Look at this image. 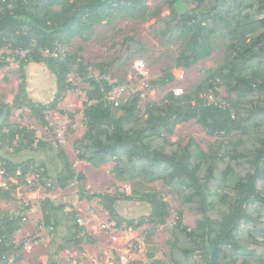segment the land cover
<instances>
[{
	"label": "trees",
	"instance_id": "16d2710c",
	"mask_svg": "<svg viewBox=\"0 0 264 264\" xmlns=\"http://www.w3.org/2000/svg\"><path fill=\"white\" fill-rule=\"evenodd\" d=\"M146 1L0 0V47L8 44L26 49L34 42L30 55L42 60L56 77L53 100L32 103L42 125H47L45 111L55 108V102L71 90L67 75L76 60L70 54L63 59L45 57L40 51L54 52L66 35L90 34L94 25L109 19L125 4L131 15L138 17L146 10ZM184 1L186 7L191 1H208L210 5L206 12L197 15L179 14L170 3L171 12L164 17L162 33L168 37L167 43L180 41L182 47L175 59L178 67L189 68L206 57L210 53V35L220 30L221 24L232 25L223 62L212 74L225 87L226 106L204 103L201 94L208 86L201 81L193 95L179 98L169 92L159 104H148L143 115L138 106L139 93L114 105L104 98L112 84L90 78L83 110L85 131L74 141V148L80 160L96 165L115 160L117 178L131 181L135 192L149 190L147 184L159 179L177 191L180 207L172 227L173 264H264V239L256 237L263 232L264 225V0ZM54 6H60V10H52ZM25 64L24 58L19 60L21 69ZM101 69L106 74L107 64H102ZM24 100L18 95L15 98L19 103ZM11 110V106L0 101V141L19 136L27 139L24 144L27 146L32 143L28 136L34 133L9 123ZM192 119L212 135L234 130L239 136L226 144L220 154L203 152L189 136L176 142L167 140L166 134L173 126ZM36 147L47 158L60 161L64 178L83 179L82 174L72 173L62 148L43 140H38ZM1 165L6 176H16L19 168L16 163L4 158ZM229 177L237 178L230 184ZM88 198H99L111 219L129 228L164 224L170 210L169 204L154 193L147 199L149 214L125 220L115 209L119 197L92 193ZM41 210L43 225L49 231L64 225L68 234L48 256L46 264H56V250L75 247L85 239L86 230L78 224L72 206L54 204L45 198ZM20 220V217L0 218V264L17 249L13 234ZM153 258L151 253L148 263L130 264H164Z\"/></svg>",
	"mask_w": 264,
	"mask_h": 264
},
{
	"label": "rangeland",
	"instance_id": "374dc122",
	"mask_svg": "<svg viewBox=\"0 0 264 264\" xmlns=\"http://www.w3.org/2000/svg\"><path fill=\"white\" fill-rule=\"evenodd\" d=\"M170 3L179 14L195 12L197 15L206 12L210 5L208 1H191L186 7L184 0H147L146 10L133 17L131 9L125 4L115 10L109 19L94 25L90 34L66 35L54 52L40 51L41 56L63 59L70 54L76 60L67 75L72 88L55 102V108L45 111L46 126L39 122L32 103L53 100L56 77L42 60L37 61L35 56L30 55L34 42L26 49L8 44L0 47V63H4L0 65V101L12 108L8 122L34 133L28 136L32 143L27 146L24 145L27 139L19 136L12 140L5 137L0 141V218H21L13 234L17 249L4 264H46L49 254L68 235L64 225L54 231L43 225L41 205L45 198L54 204L72 206L77 212L78 224L86 230L85 239L92 240L89 243L83 239L71 249L56 250V264L148 263L151 253L153 259L173 264L170 248L172 227L180 207L177 191L159 179L147 184L149 190L135 192L131 181L117 178L115 160L96 165L80 160L74 148V141L81 138L85 131L83 110L87 80L90 78L112 84L104 98L114 105L124 103L136 92L139 93L138 106L143 115L148 104H159L169 92L179 98L193 95L201 81L208 86V90L201 94V100L226 106L225 87L212 74L223 62L231 41L232 25L221 24V29L210 35V53L206 57L189 68L178 67L175 59L182 47L180 41L167 43L168 37L162 33L164 17L171 12ZM52 10L59 11L60 6H54ZM23 58L26 64L21 69L19 60ZM102 64L108 66L106 74L101 73ZM17 95L23 97L24 102L15 101ZM3 129L6 131V128ZM184 136L191 137L203 152L216 151L220 154L226 144L238 138L239 133L233 130L228 134L212 135L192 119L173 126L166 134L169 142H176ZM38 140L62 148L72 173L82 174L83 179L76 180L75 176L64 178L60 161L51 160L38 150ZM4 158L19 166L15 177L4 174L1 165ZM236 178L229 177L228 183L233 184ZM92 193L119 197L115 209L125 220L149 214L147 199L154 193L169 204L170 210L164 224L129 228L125 224L117 225L99 198H88ZM121 195H126V198H120ZM256 237L264 239V225L263 232Z\"/></svg>",
	"mask_w": 264,
	"mask_h": 264
},
{
	"label": "built area",
	"instance_id": "2783aa9c",
	"mask_svg": "<svg viewBox=\"0 0 264 264\" xmlns=\"http://www.w3.org/2000/svg\"><path fill=\"white\" fill-rule=\"evenodd\" d=\"M55 56H58V54H56ZM114 85V84H113ZM6 183V179H4L3 185H5ZM27 204H24V206H26ZM24 206H22L21 208H24ZM7 262V261H6Z\"/></svg>",
	"mask_w": 264,
	"mask_h": 264
},
{
	"label": "crops",
	"instance_id": "0c3cea01",
	"mask_svg": "<svg viewBox=\"0 0 264 264\" xmlns=\"http://www.w3.org/2000/svg\"><path fill=\"white\" fill-rule=\"evenodd\" d=\"M52 160V159H51Z\"/></svg>",
	"mask_w": 264,
	"mask_h": 264
}]
</instances>
